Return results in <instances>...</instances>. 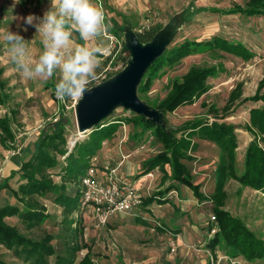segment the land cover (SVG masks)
Returning a JSON list of instances; mask_svg holds the SVG:
<instances>
[{
	"label": "rangeland",
	"instance_id": "obj_1",
	"mask_svg": "<svg viewBox=\"0 0 264 264\" xmlns=\"http://www.w3.org/2000/svg\"><path fill=\"white\" fill-rule=\"evenodd\" d=\"M251 0H93L94 4L105 12L108 25L101 37L88 42L91 47L106 49L101 54V66L97 69L98 78L89 88L97 86L124 70L128 54L123 51L125 37L131 32L142 34L158 25L164 30L175 17L189 8L193 13L189 22L180 21L175 25L177 31L166 46L163 55L175 52L185 43H205L213 39L226 41L231 45H240L251 57L248 61L236 55L223 52L213 47H197L192 53L173 65H164L150 76L149 86L141 94L140 101L149 107H157L167 96L175 81H180L191 68H213L212 77L205 81V93L192 105L179 107L173 113L165 114V131L174 136L189 137L187 131H179L188 122L210 125L226 124L234 126L237 149L235 151L234 172L241 176L244 169V156L247 145L254 136L246 130L249 124V113L252 109H264V102L246 101L252 97L259 82L264 78V15L248 16L241 13L225 15L220 12H199L200 8L224 11L239 6L243 11L249 9ZM50 8V0H0V36L5 30L19 32L29 41V50L33 59L42 51L41 37L33 27L24 32L21 17L35 14L42 17ZM73 41L80 44L73 30ZM0 67L3 71L1 80L4 83L5 105H0V117L8 116L15 135L14 148L4 149L0 145V181L18 170L32 149L37 132L46 122H55L60 116L67 121L65 139L67 152L73 151L75 144L89 140L90 132L79 134L75 107L80 98L60 100L54 98L48 83L57 82L59 74L44 81L25 79L16 70L10 60L7 45L0 39ZM146 79V78H145ZM241 85V97L232 109L224 113L231 91ZM261 94H264L262 89ZM133 113L117 107L112 114L100 123V128L118 121L115 134L100 143L95 155L96 164L116 163L125 159L121 168L129 163L133 167L154 157L163 150L155 139L152 130L133 127L127 122ZM176 130V131H175ZM258 138V136L256 135ZM196 145L189 153L191 160L182 163L191 173L193 185H200V193L210 197L215 188L216 169L220 165L221 153L217 145L190 137ZM264 148V143L259 142ZM67 153V154H68ZM76 155V153H74ZM67 156V155H66ZM126 157V158H125ZM65 157L57 156L58 166L49 171L52 180L60 184L58 177L65 166ZM128 162V164H126ZM154 170L134 184L138 195L143 199L157 191H163L170 185L173 190L164 197L169 202L159 205L152 203L133 214L113 217L108 224L95 227L88 213L83 220L74 222V216L65 217L62 209L54 204V196L48 194L39 198L46 208L49 217L36 229L27 230L16 217L5 219L6 223L15 226L25 237L37 240L44 233L53 238L51 244L55 255L48 259L49 264H57L58 259H72L79 262L88 253L94 264H264V256L254 261H246L235 251L227 249L222 240L215 248V258L211 257L207 243L212 239V230L217 231L208 201L198 202L193 192ZM135 174V180L139 177ZM22 183L19 174L9 181L10 190L0 192V208L6 205L21 207L13 198L12 190ZM72 188L67 187V193ZM227 194L223 211L232 217L239 218L245 226L264 242V193L253 191L227 177L224 184ZM72 219V220H71ZM78 220V219H77ZM139 220L140 222H137ZM142 222V223H141ZM212 226H215L213 228ZM212 228V229H211ZM211 229V230H210ZM78 248V249H77ZM75 252V254H74ZM211 257V258H210ZM0 260L7 264H25L16 259L11 251L0 246Z\"/></svg>",
	"mask_w": 264,
	"mask_h": 264
},
{
	"label": "trees",
	"instance_id": "obj_2",
	"mask_svg": "<svg viewBox=\"0 0 264 264\" xmlns=\"http://www.w3.org/2000/svg\"><path fill=\"white\" fill-rule=\"evenodd\" d=\"M249 7L250 8H247L245 11L241 10L239 6H234L224 11H217L210 8H200L196 11H198V13L220 12L225 15H233L235 13L248 16L264 15V0H251L249 2ZM192 15L193 13L187 8L182 11L181 20L183 22H189ZM160 29L161 26L158 25L149 31L138 34V40L141 43L150 42ZM76 37L80 44L84 43L80 40L78 33H76ZM197 47L217 48L231 55H236L245 61H248L251 57L250 53L240 45H231L219 38L205 43H185L175 52L166 56L162 55L153 62L138 86V93L141 94L149 86L151 82L150 76L152 74L157 73L164 65L178 63L183 58L189 56L194 48ZM122 49L124 52L128 53L125 46ZM2 73L3 71L0 67V105L4 106L6 96L4 94V83L1 80ZM214 73L213 68H191L182 76L180 81L173 82L165 99L157 107L152 108L161 111L163 115H165L167 113H173L179 107L192 105L198 97L205 93V81L212 77ZM56 83L57 82L53 81L48 83V87L51 89V93L54 94V96ZM262 89H264V78L259 82L255 94L250 98H244L241 102H264V94H261ZM240 97L241 85L238 84L235 89L231 91L226 104L222 108V112H229ZM54 98L57 97L55 96ZM132 115L131 118L127 119V122L132 124L133 127L142 126V131L145 129L152 130L155 139L163 148L161 152L142 163L139 177L146 176L154 170H159L163 173V177H167L166 167H168L171 181L189 188L198 202L208 201L212 204L211 211L215 220L212 224L216 225L217 231L207 243V247L211 253L210 256L215 258V248L218 246L219 241L222 240L227 249L235 251L246 261H254L263 258L264 242L251 232L241 219L232 217L228 212L223 211L222 208L227 198V194L224 191V184L227 177L253 191L264 193V148L261 147L259 143L260 141L264 143V109H252L249 113V124L246 130L254 136V139L247 145L244 156V169L241 176H237L234 172L235 151L237 149L234 126L217 124L215 122L210 125H204L191 121L186 123L184 127L176 129L183 132L187 131L189 137L185 136L177 139L174 133H171V137H169L160 127L155 126L150 121H146L142 116ZM119 124L120 122L118 123V121H116L105 127L100 128V125L95 127L89 134V140L82 144H75L73 151L70 153L65 149L66 139L64 134L67 121L60 116L55 122L49 121L44 124L37 132L33 148L31 150L29 148L22 150L29 154L28 158L22 160L18 170L11 172L8 177L0 181V192L3 190H10L9 181L14 178L16 174H19L22 181L16 190L11 191L13 198L21 207L6 205L0 208V246L11 251L16 259L25 264H49L48 259L55 255V250L51 244L53 240L52 236L44 233L37 240L25 237L15 226L6 223L5 219L16 217L27 230L38 228L49 217L48 213H46L45 206L41 204L39 198L48 194L54 196V204L62 209V213L65 217L74 216L78 211L80 198L78 183L86 170L90 167V162L97 154L100 143L111 138L115 134ZM193 136L211 142L220 149L221 161L215 171V188L210 197H205L200 193V185L192 184L191 173L182 163L184 160H191L189 153L194 151L196 147L194 143H191L190 137ZM14 144L15 135L11 128L10 118L8 116L0 117V145L4 149L9 150L14 148ZM74 153H76V155H74ZM57 156L65 157V166L61 168L58 175L60 184L54 183L52 174L49 173V171L58 166ZM68 186L72 188L69 193L66 192ZM172 190L173 186L170 185L163 191L155 192L153 195L143 200L142 207L146 208L152 203H157L159 205L169 203L164 196ZM79 220L81 221L83 219L79 216L78 218L74 217L73 221L79 222ZM137 222L140 221L137 220ZM0 264L7 263L0 260ZM57 264L94 263L90 255L86 253L77 263H75L74 257L72 256V259H58ZM207 264L211 263L208 261Z\"/></svg>",
	"mask_w": 264,
	"mask_h": 264
},
{
	"label": "clouds",
	"instance_id": "obj_3",
	"mask_svg": "<svg viewBox=\"0 0 264 264\" xmlns=\"http://www.w3.org/2000/svg\"><path fill=\"white\" fill-rule=\"evenodd\" d=\"M20 19L26 25L24 32L35 28L42 51L33 59L29 41L19 32L5 30L0 39L7 45L15 70L25 79L44 81L58 73L55 96L60 100L83 98L98 78L100 57L107 51L88 44L106 31L105 12L93 0H50L42 17L30 13ZM73 30L84 43H74Z\"/></svg>",
	"mask_w": 264,
	"mask_h": 264
},
{
	"label": "water",
	"instance_id": "obj_4",
	"mask_svg": "<svg viewBox=\"0 0 264 264\" xmlns=\"http://www.w3.org/2000/svg\"><path fill=\"white\" fill-rule=\"evenodd\" d=\"M181 15L182 13L175 16L164 30H159L154 35L150 42L141 43L136 35L127 33L125 48L129 53V59L124 70L103 83L89 88V91L85 92L83 98L77 102L75 118L78 133H91L117 107H122L152 122L171 137L170 133L165 131L166 123L163 113L140 101L137 90L148 68L163 55L166 46L174 37L178 18L182 21ZM172 28L174 32L170 36Z\"/></svg>",
	"mask_w": 264,
	"mask_h": 264
},
{
	"label": "built area",
	"instance_id": "obj_5",
	"mask_svg": "<svg viewBox=\"0 0 264 264\" xmlns=\"http://www.w3.org/2000/svg\"><path fill=\"white\" fill-rule=\"evenodd\" d=\"M124 161L121 159L115 166L97 165L96 158H92L78 183L80 198L75 218L83 219L88 213L93 225L100 227L113 217L133 214L142 208L144 199L135 190L134 182L121 173ZM211 220L215 221L214 217ZM215 232L213 229L212 233Z\"/></svg>",
	"mask_w": 264,
	"mask_h": 264
},
{
	"label": "crops",
	"instance_id": "obj_6",
	"mask_svg": "<svg viewBox=\"0 0 264 264\" xmlns=\"http://www.w3.org/2000/svg\"><path fill=\"white\" fill-rule=\"evenodd\" d=\"M75 35H76V32H75ZM126 164H128V162H126ZM138 167H139V166H136V170H135V166L133 167V164H132V163H129L128 166L123 167V168H121L120 170H121V173L124 174V176H126L128 179H130L131 181H133L134 184H137V183L141 182V180H142L143 177H144V179H145V176H143V177H138L137 180L134 179L133 176H134L135 174H138V173H139V172H137V170L139 169ZM140 173H141V169H140ZM140 173H139V175H140ZM139 175H138V176H139ZM142 208H143V207H142Z\"/></svg>",
	"mask_w": 264,
	"mask_h": 264
},
{
	"label": "bare ground",
	"instance_id": "obj_7",
	"mask_svg": "<svg viewBox=\"0 0 264 264\" xmlns=\"http://www.w3.org/2000/svg\"><path fill=\"white\" fill-rule=\"evenodd\" d=\"M171 30H173V31L171 32ZM171 30H170V33H169L170 36H171V35L173 34V32H174V29H173V28H172ZM79 134H81V133H79ZM147 177H150V176L147 175Z\"/></svg>",
	"mask_w": 264,
	"mask_h": 264
}]
</instances>
